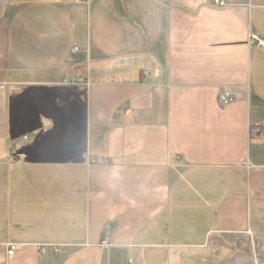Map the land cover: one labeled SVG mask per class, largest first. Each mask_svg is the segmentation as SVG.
<instances>
[{
    "label": "crops",
    "instance_id": "1",
    "mask_svg": "<svg viewBox=\"0 0 264 264\" xmlns=\"http://www.w3.org/2000/svg\"><path fill=\"white\" fill-rule=\"evenodd\" d=\"M223 1L0 0V264L264 241V0Z\"/></svg>",
    "mask_w": 264,
    "mask_h": 264
},
{
    "label": "rangeland",
    "instance_id": "2",
    "mask_svg": "<svg viewBox=\"0 0 264 264\" xmlns=\"http://www.w3.org/2000/svg\"><path fill=\"white\" fill-rule=\"evenodd\" d=\"M248 243H237V244H226L224 246H229L231 247V249L233 250V253L230 254V256L228 257L227 254L224 256V254H222L221 256H223V258L218 259V257L221 256H217L216 261L213 260H209L206 262H211V264H264V241L259 243H256L255 240L251 239L250 233H248ZM216 245V244H215ZM214 245V246H215ZM237 246V250L235 249ZM219 245H217V247H215L216 249H218ZM182 253L185 257L189 254V255H194L195 252H193L192 254L190 252H188V250H182L179 252V254ZM176 261V264H183L184 262L180 261ZM187 263V261H186ZM133 264V261H132Z\"/></svg>",
    "mask_w": 264,
    "mask_h": 264
},
{
    "label": "built area",
    "instance_id": "3",
    "mask_svg": "<svg viewBox=\"0 0 264 264\" xmlns=\"http://www.w3.org/2000/svg\"><path fill=\"white\" fill-rule=\"evenodd\" d=\"M89 0H75V2H88ZM213 3L219 7H222V6H225V2L223 0H213ZM248 42L250 45H255V46H258V47H261V48H264V37H260L256 34H253V33H249L248 34ZM145 74L148 72V71H143ZM232 100V97L229 95V93H224L221 97H220V101L223 103V104H226L228 103L229 101ZM96 162L99 163L101 162V159H96ZM101 245H107L106 241L103 240L101 241ZM17 249H19V245L17 244H9L7 246V254L8 255H11L13 254ZM43 249H41L42 251ZM129 264H132V261H129Z\"/></svg>",
    "mask_w": 264,
    "mask_h": 264
}]
</instances>
